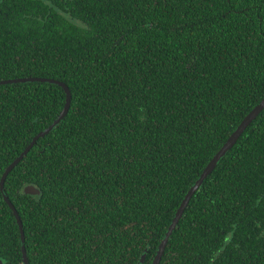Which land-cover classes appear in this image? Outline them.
Returning a JSON list of instances; mask_svg holds the SVG:
<instances>
[{"label":"trees","instance_id":"16d2710c","mask_svg":"<svg viewBox=\"0 0 264 264\" xmlns=\"http://www.w3.org/2000/svg\"><path fill=\"white\" fill-rule=\"evenodd\" d=\"M0 259L154 264L184 199L264 100V0H0ZM35 186L39 196L26 195ZM160 264H264V111Z\"/></svg>","mask_w":264,"mask_h":264},{"label":"water","instance_id":"95a60500","mask_svg":"<svg viewBox=\"0 0 264 264\" xmlns=\"http://www.w3.org/2000/svg\"><path fill=\"white\" fill-rule=\"evenodd\" d=\"M27 82H42V83H51V84H57L64 88L66 94H67V100H66V105L64 110L62 111L60 117L58 120L55 121L54 124H52L47 130L41 132L38 134L31 144L27 147V149L23 152V154L13 163L11 164L5 171V174L2 177L1 180V190L4 191V184L7 178V175L11 173V171L28 155L30 150L33 148V146L36 144V142L43 136L48 135L58 124L61 120H63L66 115L68 114V111L70 109L71 105V94L69 88L62 82H58L55 80H50V79H43V78H21V79H14V80H7V81H1L0 85H5V84H16V83H27ZM264 111V100L256 106L250 114L243 120V122L239 125V127L236 129V131L232 134V136L229 138V140L226 142V144L222 147V149L216 154V156L213 158L212 162L208 165V167L205 169L199 180L196 182V184L192 187L186 198L184 199L183 203L181 204L178 212L176 213V216L174 220L172 221V224L170 226L169 231L167 232L165 239L161 245L160 250L157 253V256L155 258L154 264H160L164 255V252L166 250L167 244L170 240V237L172 236L174 230L178 226L186 208L188 207L191 199L195 195V193L199 190V188L202 186L203 182L207 179V177L213 172V170L217 167L218 163L220 162L221 159H223L226 154L236 145L238 142L239 138L242 136V134L247 130V128L257 119V117ZM24 192L26 195L30 196H39L41 194L40 190L36 188L35 186H27L24 189ZM4 199L6 203L9 205L10 209L13 211L14 216L17 219L18 225L21 230V235H22V241H23V260L24 264H29V260L27 257V252H26V238L24 234V229H23V223L22 220L14 206V204L10 201L8 196H4ZM146 258V254L143 255L140 264L144 263ZM0 264H5V262L0 259Z\"/></svg>","mask_w":264,"mask_h":264}]
</instances>
